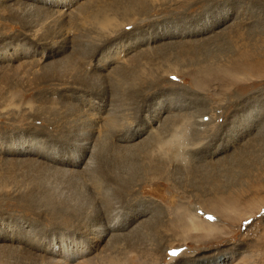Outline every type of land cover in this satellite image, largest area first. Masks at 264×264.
Wrapping results in <instances>:
<instances>
[{
  "label": "rangeland",
  "instance_id": "374dc122",
  "mask_svg": "<svg viewBox=\"0 0 264 264\" xmlns=\"http://www.w3.org/2000/svg\"><path fill=\"white\" fill-rule=\"evenodd\" d=\"M102 15L118 24L102 28L95 18ZM242 55L263 63L259 76L192 84L193 73L243 69L236 62ZM103 58L108 72L100 67ZM263 61L264 0H0V264H58L54 260L76 246L92 250L91 231H101L111 215L117 218L89 252L92 260L202 264L197 260L205 255L204 263L214 264L230 255L233 264H255L247 257L253 255L264 264ZM83 69L99 75L86 85L64 78L63 72ZM113 75L135 85L133 97L110 83ZM107 76L102 92L98 85ZM90 101L122 113L124 140L113 138L121 145L107 130L100 137L90 132L83 108L72 120V105L87 108ZM202 109L208 119L200 127L192 117L181 125L177 159L157 150V137L173 131V117ZM64 129L71 130L65 138ZM113 151L133 164L124 159L111 167L112 179L96 176L98 200L112 202L100 216L84 168L97 174ZM139 163L142 170L128 179ZM121 175L132 189L130 204L128 197L115 198ZM214 196L257 206L234 224L219 221L220 233L185 236L175 219L191 208L200 209L198 220L218 223L206 207ZM81 206L84 213H77Z\"/></svg>",
  "mask_w": 264,
  "mask_h": 264
},
{
  "label": "bare ground",
  "instance_id": "6f19581e",
  "mask_svg": "<svg viewBox=\"0 0 264 264\" xmlns=\"http://www.w3.org/2000/svg\"><path fill=\"white\" fill-rule=\"evenodd\" d=\"M95 18H96V23L99 26H102V28L103 27L108 28V27H111L113 25L116 26V24H118L117 21H116V19L113 16L102 15L101 17H95ZM112 21H116V23L113 24ZM120 55H122V54H120ZM125 55L126 56H124V55L121 56L123 59H125L124 60V63H126L127 60L130 58V56H127L126 53H125ZM242 56H243L242 59L237 60L236 62L237 63H242V68L243 69H240L239 67H236L235 65H233V67H234L233 70H229V69L222 68L221 71H217V70L210 71L208 69V70L204 71L206 73H204V72L203 73L199 72L198 74L193 73V75H196V76L194 77V80L192 81V84L200 88L201 86H206V84H208L209 78L210 79L219 78V79H215V80H223V81L225 80L227 82L228 81H230V82H236L237 81V77L238 78H241L243 75H250V74H252V75H255V76H259L261 74L260 72H262V69H263V63L262 62L261 63L258 62L257 61L258 59H256V58H251V56H247V55H242ZM103 59H104V61L100 64V67L101 68H105V71L104 72H108L109 71V68H108L109 65L107 66V64H108L107 59L106 58H103ZM130 59H129V61H131ZM252 59L255 60V61H257V62H255V63L253 62V64L251 65V63L249 62V60H252ZM118 60H120V57H118ZM127 64H128V62H127ZM72 71L73 70H69L68 73L67 72H63L64 78L71 79L72 82H75V83H82L84 81V84L85 85L86 84H90L88 82V80H90V79L91 80H95V78H96L95 76H98L99 75V74L98 75H95L93 73V71H89L88 69H83V70L74 71V72H72ZM55 73H56V71L55 72L53 71L50 74H48V76L49 77H53ZM102 73L103 72H101V74ZM133 73H137V72L135 70H133ZM239 74H243V75L242 76H239ZM161 75H163V74H161ZM138 77H140V74L136 75V78L137 79H138ZM53 79H55V78H53ZM160 79H161V76L159 75L156 78V81H159ZM85 80L87 82H85ZM107 80L110 81L111 80V77L110 76H107L106 79L105 80H101L100 81L101 84L98 85L101 88V91L102 92L108 90V83H107L108 81ZM129 80H131L130 82H135V79H133V78H129ZM110 83H112L113 85H115L119 89L121 88L122 91H124V90L129 91L130 94H131V97H133L134 96V93H136V91H137V88L135 87V85L133 83L124 82L122 80V77L120 75H113L112 76V80H111ZM130 88H132V89H130ZM97 89H98V87H96L94 90H97ZM123 94H125V93H123ZM155 94H156V92H155ZM126 95L127 96H130L129 94H126ZM84 102H85V100H84ZM72 106H73V108H72L73 110L76 109L75 111H73L74 113H71L70 114L74 118L75 117L77 118V115H78L77 112H79L83 108V115L80 112L79 113H80V115L85 116V118L87 117L88 119H90V124L88 125L90 127V132H92L94 130V132L100 137V135H102L104 133L103 131L104 130H107L111 134V140L113 142H115V144H116L115 146L121 145L120 143L119 144L116 143V141L113 140V138L115 139V137H116L118 139L124 140L123 136L125 137V135L121 134L122 132L120 133V131H122L123 126H121V123H119V121H117V119H118L117 116L121 115L122 113H120V114H113V112H109V110L105 109L102 104L99 106L98 104H94L93 102H91L90 104L87 103L85 105V106H87V108L79 107L76 104H74ZM122 109L123 108H121V110ZM204 111L205 110L202 109L201 111L200 110L199 111L197 110V111L190 112V114H188V115L186 114L187 115V116H185L186 118H180L181 115H177V116L173 117V119H176V123L173 124V131H171V133H167L166 136H158L157 137V139L155 141L156 144L154 143L155 146H156V148H157V150H164V152L165 151L166 152H170V153H168L169 156H170V158L171 159H173V158L177 159V157L180 156V153H179L178 149L181 147V145H180V135H181V133L179 135L177 133H178V131L180 132L181 125H183V122H187V121L189 122L188 118L189 117H192L193 118L192 123L193 124H196V125H199L198 127H200L203 124V122H204V119H203L204 116L202 115V113L205 114ZM115 112H118V110H116ZM161 113H163L162 108L159 111H157L156 117L159 114H161ZM39 117H40V115H39ZM74 118H72V120L75 122L77 119L76 118L74 119ZM53 121H52V123H53ZM198 121L200 123H198ZM73 127L78 128L79 126H78V124H74ZM63 131H64V134L63 135H64V138H65V136H67L71 130L70 129H64ZM138 135H139V133L137 134V136ZM167 136H168V138H167ZM89 137H90V134H88L87 137H84L85 138L84 140L87 141V142L88 141H91L89 139ZM86 144H88V143H86ZM154 144H152V145H154ZM111 147H113V146H111ZM92 159H93V157H92ZM124 159H125L126 162H129L130 164H133V163L130 162L129 158L123 157L120 152L113 151L111 153L110 157H109V162L107 160H104L103 161L104 163H102L100 165L101 166L100 169L98 167L96 168L95 171L97 172V174H92V172H89V173L88 172H85V171H89V170H88V167L84 168V174L87 175V177L90 175L89 176L90 177V179H89L90 182H88V184L85 182V184L87 186L89 185L88 187H90L92 189V191H93V194L90 192V203L96 205V209H93V210H96V212L98 214L100 213V216L102 215V211L104 209H108L109 210V208H111L112 202L111 201H108L107 202L102 197H101L102 199L100 201L98 200L99 197H98L97 193L99 192V187L101 186L102 182L99 181L98 177H96V176H99V175L101 176V174H102L103 176H106V177H109V178L112 179V177H115L116 174L113 176L111 174V172L114 173L115 170H113V169H118L124 163ZM79 161H80V159H79ZM103 164L105 166H106V164H108L110 166L107 165L106 168H105ZM87 165H88V163H87ZM158 166H160V165H158ZM124 167H128V166L124 165ZM141 167L142 166L139 163V168L135 167L136 170L132 173V175H130V177L128 179H132L134 177V175H135L136 172H140L142 170ZM207 175H209V174H207ZM209 176H211V175H209ZM128 179H124L123 176L121 175V177L119 179L120 182H121V184L116 189V197L115 198L116 199H122L123 200L126 197H128L125 201L130 204V202L132 201V199L130 197L133 196V193L131 192L132 189L129 187L130 184L124 183V180L126 181ZM129 193H130V196H129ZM229 197L226 196L225 199L222 200L218 196V197H215V199H212L211 202H207V205H206L207 209H210L211 211H213L214 213L217 214V216H218V223H216L214 220L213 221L212 220L209 221V220H206V219H204V220H198L199 218L197 217L196 213H198L200 209L198 207H195V208H191L188 211L186 210V213H184V214L181 213L182 215H179L178 216L179 219L178 220L175 219L177 221V225H180V222H181V225L183 226V229H182L183 231L182 230L181 231L182 232H185V233H183L185 236L188 234V231H202V233L198 237V238L201 239V238H204L205 237L204 234H206V233L213 232V231H215L216 233L222 232L223 227H224V224L222 222H219V221H224L225 223L226 222H229V224H234L235 221H237L238 219H240L243 216L244 217H246V216L247 217H251L253 215L252 212L254 210V207L257 206L255 203L254 204H251V206L248 207V200L245 199L246 201L242 202L243 203V206L245 205L243 207V206H241V203L238 202L239 199L238 200L236 199L237 196L235 197L236 200L229 199ZM208 200H210V199H208ZM119 201H121V200H119ZM100 206L102 207V210H101V207ZM62 209H63V207H62ZM81 211H82V206L79 207L76 212L77 213H84V212H81ZM109 211H111V210H109ZM111 217L112 218L109 219L110 222H108L109 224H106L105 226H103V229L101 231H99V232H92L91 231V233L93 234V236L96 238L95 239V243L92 246V250H96V244L99 241H102L101 239H103L106 236V234H107V229L109 227H112V225H111L112 220L115 219V218H117V217H114L112 215H111ZM124 219H126V218H124ZM176 229L179 231V227L178 226L176 227ZM231 229H232V227H231ZM88 230L89 229L87 228L86 231H88ZM84 233H86V232H84ZM235 234L236 233L232 234V236L230 238H234ZM168 249H170V247ZM92 250H91V248H87L86 249L85 246H83V245H80L79 247L76 246V248L73 251H69V252L62 253L61 256H59V258H56L54 261L56 263H58V264H63L64 262L65 263H69V264H124V262H121L119 259H116V258H113V257H111V258L106 257L105 258L104 256H98V257H95V260H92L91 257L89 256ZM203 256H205V255H202L199 258V260H197V261H200L202 264H205L204 262L208 258H205ZM247 257H248L249 260L253 261L255 264H260V260L257 259V258H255L253 255H249ZM126 258H129L130 260H133L134 259V256L132 254L131 255L130 254H126ZM216 259H217V262L214 261V264H233L235 262V259L233 258V256H230V255H228L227 257H224V258H216ZM210 264H212V263H210Z\"/></svg>",
  "mask_w": 264,
  "mask_h": 264
},
{
  "label": "snow or ice",
  "instance_id": "6c2138e0",
  "mask_svg": "<svg viewBox=\"0 0 264 264\" xmlns=\"http://www.w3.org/2000/svg\"><path fill=\"white\" fill-rule=\"evenodd\" d=\"M173 79H175V77H173ZM204 119L207 120L208 117L205 116ZM208 218H209V219H212V217H208ZM170 255H172V256H176V255H177V250H172V251L170 252Z\"/></svg>",
  "mask_w": 264,
  "mask_h": 264
}]
</instances>
